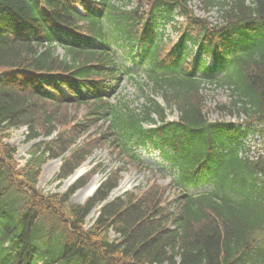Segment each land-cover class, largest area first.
I'll use <instances>...</instances> for the list:
<instances>
[{"label":"trees","instance_id":"trees-1","mask_svg":"<svg viewBox=\"0 0 264 264\" xmlns=\"http://www.w3.org/2000/svg\"><path fill=\"white\" fill-rule=\"evenodd\" d=\"M138 1L146 8L125 11L112 0H0V264H264V155L241 156L246 131L222 123L244 113L264 125V0H202L208 11L220 5V27L198 18L188 0ZM176 9L188 21L169 48L155 37L156 24L172 22ZM140 29L150 55L147 80H136L144 100L117 106L108 95L124 71L111 37L119 48H134ZM187 42L201 49L193 72ZM203 53L214 56L213 67ZM206 83L231 89L224 104L216 102L215 121ZM173 109L178 118L169 120ZM69 110L74 116L63 115ZM103 119L110 128L87 141ZM21 126L36 142L23 165L18 147L6 142ZM111 138L125 160H140L135 147L159 148L182 183L201 180L212 189L171 199L168 187L153 184L109 200L121 170L83 204L73 196L95 171L62 193L39 187L49 160L70 150L51 183L61 185Z\"/></svg>","mask_w":264,"mask_h":264},{"label":"rangeland","instance_id":"rangeland-1","mask_svg":"<svg viewBox=\"0 0 264 264\" xmlns=\"http://www.w3.org/2000/svg\"><path fill=\"white\" fill-rule=\"evenodd\" d=\"M132 1L133 4L129 3L128 5H126L127 11H132V7H135L137 5L136 0ZM197 4L198 5L196 9L198 11V15L202 17H208L209 15L204 14V11L201 10L200 2H197ZM141 15L142 13L140 12L139 17ZM211 16L213 20H216L218 17L217 12L213 10L211 12ZM58 53L62 55L63 51L60 49ZM120 53L121 57H124L126 59V63H124V65L126 64L129 67H134L132 60H130L129 58V54L124 51ZM135 72H139L138 67H135ZM211 94L206 95L208 99L206 106L208 109V113L211 114L212 119H215L217 117L218 111L214 107L215 101H217L221 105L224 104L226 94L222 92H220L218 95ZM138 95L140 94L137 90L136 84L125 79L123 81L121 90L116 95V97L113 98L112 102L118 103L120 101H128L132 107H140L143 103V98H138ZM84 111V109H80L78 111L80 112V117L82 116ZM75 112L76 111L74 110H72L71 112L69 110L68 112H64L63 115L74 116ZM177 117V111H174L172 114L170 113V119H177ZM79 121L80 120H78V122ZM74 123H77V121ZM104 130L105 128L101 125L90 129V133L86 136V140L90 142L91 140L100 137ZM53 135L56 136V132H54ZM27 136L28 130L25 126H22L13 131L12 138L10 139V142L19 148L18 160L21 165L24 164L27 154L29 153L32 146L36 143L34 140L28 141ZM41 140L42 139L40 138L38 141ZM75 147L76 146L74 145L71 146L72 149H74ZM140 152L142 153L143 158L154 167V172L148 170L140 171L137 169H132L128 172H125V167L127 165L125 155L119 156L117 150L112 149L106 142H103V144L101 146H98V148L94 151V154L90 158H88L86 162H84V164L75 172V174L69 177V179L65 180L61 186L57 183H51L53 182L55 175L61 167L62 158H56L48 161L43 167V173L40 179L39 187L43 189L44 192L54 191L62 193L65 192L79 177L86 173L90 174V172L95 171L96 173L91 180L89 179V183L83 189L79 190L72 199L73 203L82 204L87 200L88 197H90L94 193L98 185L106 178V176L110 172L113 173V171L115 170H121L120 175L118 174V178H120V186L114 191L112 198L123 194L127 190L135 189L137 185L145 186L150 179L156 180L161 184L172 183V172L168 169H163L160 164H156L157 162L162 161L157 150H151L147 152L146 149H141ZM205 187L206 185L204 184H197L194 186H190V190H202ZM171 193L174 194L173 189L171 190ZM97 215L98 211H94L88 218V222L91 224L95 220Z\"/></svg>","mask_w":264,"mask_h":264}]
</instances>
